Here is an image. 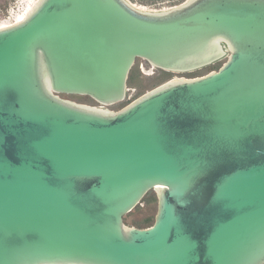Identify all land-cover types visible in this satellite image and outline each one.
I'll use <instances>...</instances> for the list:
<instances>
[{
  "label": "water",
  "instance_id": "95a60500",
  "mask_svg": "<svg viewBox=\"0 0 264 264\" xmlns=\"http://www.w3.org/2000/svg\"><path fill=\"white\" fill-rule=\"evenodd\" d=\"M137 60L222 64L108 110ZM0 264H264V0H36L1 25Z\"/></svg>",
  "mask_w": 264,
  "mask_h": 264
},
{
  "label": "rangeland",
  "instance_id": "374dc122",
  "mask_svg": "<svg viewBox=\"0 0 264 264\" xmlns=\"http://www.w3.org/2000/svg\"><path fill=\"white\" fill-rule=\"evenodd\" d=\"M17 0H0V26H4L6 24L5 17L7 16L9 10L15 4ZM132 5L144 8L147 10H166L181 4L182 0H156L154 3L148 4L144 3L141 0H128ZM29 2V0H28ZM28 5V3H27ZM220 64L222 63L219 62ZM135 65L137 66L140 76L139 78L133 81V84L128 87L127 100L123 103L107 107L110 111H117L122 107L137 99L139 96L144 93L158 87L159 85L172 80V79H182V78H195L200 77L203 74L189 75V74H176V73H164L163 71L157 70L149 66L147 63L137 60ZM207 74V73H206ZM205 75V74H204ZM64 99L71 100L76 103L86 104L89 106L98 107V105L87 97L80 96H62ZM124 106H123V105ZM153 192H151L152 194ZM156 213V201L150 204L142 203L138 208H135L131 213H129L125 218L124 222L128 226L138 227L137 223H141L144 219L148 217H154Z\"/></svg>",
  "mask_w": 264,
  "mask_h": 264
},
{
  "label": "trees",
  "instance_id": "16d2710c",
  "mask_svg": "<svg viewBox=\"0 0 264 264\" xmlns=\"http://www.w3.org/2000/svg\"><path fill=\"white\" fill-rule=\"evenodd\" d=\"M143 1L144 3L148 4V2L150 4L154 3L156 0H141ZM185 0H182L180 3L184 2ZM222 64V63H221ZM220 63H217L215 65H212L208 68H205L203 70H200V71H197V72H194V73H190L189 75H196V74H206L210 71H213V70H218V68L221 66ZM164 73H167V72H164ZM169 74V73H168ZM202 75V76H203ZM140 76V72L137 68L136 65H134V67L132 68V70L130 71V74H129V77H128V81H127V85H131L133 84V81L137 78H139ZM201 76V75H200ZM123 105V104H122ZM126 105V104H125ZM124 106V105H123ZM156 201V197H155V194L151 192L148 193L144 198L143 200L140 202V204L136 207L138 208L142 203H147V204H150V203H153ZM153 221H154V217H148L146 219H144L141 223H137L138 227L137 228H147L149 226H151L153 224Z\"/></svg>",
  "mask_w": 264,
  "mask_h": 264
},
{
  "label": "built area",
  "instance_id": "2783aa9c",
  "mask_svg": "<svg viewBox=\"0 0 264 264\" xmlns=\"http://www.w3.org/2000/svg\"><path fill=\"white\" fill-rule=\"evenodd\" d=\"M27 3H28V0H17L15 4L13 5V7H11V9L9 10L7 16L5 17L6 18L5 22H7V24H12L16 22L17 20L15 18L16 16H18V14L23 13V12L25 14ZM147 9L150 10L149 8Z\"/></svg>",
  "mask_w": 264,
  "mask_h": 264
},
{
  "label": "bare ground",
  "instance_id": "6f19581e",
  "mask_svg": "<svg viewBox=\"0 0 264 264\" xmlns=\"http://www.w3.org/2000/svg\"><path fill=\"white\" fill-rule=\"evenodd\" d=\"M36 2V0H29V2H28V5H27V8H26V12L28 11V10H30V8L32 7V5L34 4ZM136 7V6H135ZM136 8H138V9H140V10H144V8H139V7H136ZM25 12V13H26ZM24 12L23 13H20V14H18V16H16V20H22V18L24 17ZM5 25H7V22H6V24ZM4 25V26H5Z\"/></svg>",
  "mask_w": 264,
  "mask_h": 264
}]
</instances>
